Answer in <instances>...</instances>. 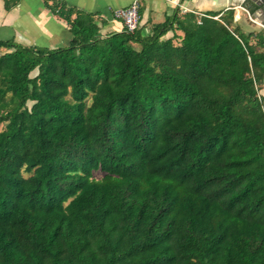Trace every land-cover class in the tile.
<instances>
[{
    "label": "trees",
    "instance_id": "1",
    "mask_svg": "<svg viewBox=\"0 0 264 264\" xmlns=\"http://www.w3.org/2000/svg\"><path fill=\"white\" fill-rule=\"evenodd\" d=\"M48 7L66 46L0 39V264H264L262 32Z\"/></svg>",
    "mask_w": 264,
    "mask_h": 264
},
{
    "label": "crops",
    "instance_id": "2",
    "mask_svg": "<svg viewBox=\"0 0 264 264\" xmlns=\"http://www.w3.org/2000/svg\"><path fill=\"white\" fill-rule=\"evenodd\" d=\"M56 1L61 2L65 7L89 13L99 27V34L103 36L122 30L121 22L112 19V11L128 5L131 0ZM51 2L52 0H20L6 11L0 0V39L16 37L19 43L47 48L66 46L71 37L68 25L48 7ZM139 4L138 26L142 27V34H146L153 24L162 22L176 9L180 13L189 11L195 15L207 12L221 13L226 9H232L233 16H237L238 20L240 13H243L240 8L227 7L226 0H139ZM176 33L180 34L179 31ZM258 94L264 96V73Z\"/></svg>",
    "mask_w": 264,
    "mask_h": 264
},
{
    "label": "built area",
    "instance_id": "3",
    "mask_svg": "<svg viewBox=\"0 0 264 264\" xmlns=\"http://www.w3.org/2000/svg\"><path fill=\"white\" fill-rule=\"evenodd\" d=\"M139 0H131L128 5L124 7L115 8L112 11V19L118 20L122 24L123 31L127 33L133 32L138 27L139 22ZM247 16H249V13L244 9L240 8ZM204 14H198L197 16H203ZM214 18H217L215 16ZM238 20L237 16H233V21ZM256 26L258 27V30H260L263 34V46H264V25L260 24L259 22H256ZM257 96L259 98V94L257 91Z\"/></svg>",
    "mask_w": 264,
    "mask_h": 264
},
{
    "label": "water",
    "instance_id": "4",
    "mask_svg": "<svg viewBox=\"0 0 264 264\" xmlns=\"http://www.w3.org/2000/svg\"><path fill=\"white\" fill-rule=\"evenodd\" d=\"M226 5L230 8H244L249 13V16L245 14L248 23L259 22L264 25V0H226Z\"/></svg>",
    "mask_w": 264,
    "mask_h": 264
},
{
    "label": "rangeland",
    "instance_id": "5",
    "mask_svg": "<svg viewBox=\"0 0 264 264\" xmlns=\"http://www.w3.org/2000/svg\"><path fill=\"white\" fill-rule=\"evenodd\" d=\"M244 13V12H243ZM243 13H240V19L237 21V23L241 26V28L242 29H256V30H258V27L256 26V24H250V23H248L247 22V18H246V15H245V13L243 14ZM250 26V27H249ZM171 35V32L169 31L167 34H165L164 36H170ZM14 40L16 41V42H20V41H18V38H16V37H14ZM22 44H26V43H23V42H21ZM34 72L35 71H32L31 73H30V75H33L34 74ZM29 104V103H28ZM2 123L0 124V128L2 127ZM96 178H98L99 177V175H96L95 176Z\"/></svg>",
    "mask_w": 264,
    "mask_h": 264
}]
</instances>
